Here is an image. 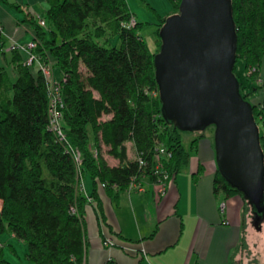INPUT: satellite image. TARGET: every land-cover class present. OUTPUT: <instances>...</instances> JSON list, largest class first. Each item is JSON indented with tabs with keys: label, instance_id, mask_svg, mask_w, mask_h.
<instances>
[{
	"label": "trees",
	"instance_id": "obj_1",
	"mask_svg": "<svg viewBox=\"0 0 264 264\" xmlns=\"http://www.w3.org/2000/svg\"><path fill=\"white\" fill-rule=\"evenodd\" d=\"M45 1L46 29L34 22L37 44L32 54L60 73L55 81L63 138L49 128L47 80L34 61L26 66L18 50H12L15 79L0 67V235L9 232L24 241L30 264H85V206L93 204L104 222L96 187L103 184L110 193L114 187L116 192L125 190L131 177L155 181L151 158L158 146L170 154L162 168L173 179L188 163L189 151L178 130L161 115L154 78L153 57L166 18L157 25V48L150 51L139 34L142 23L125 0ZM227 1L235 26L236 61L243 62L245 71V84L237 80L238 87L250 103L264 165V0ZM169 2L174 15L180 0ZM132 19V27H123ZM108 37L119 45L107 46ZM128 142L132 159L127 157ZM101 146L116 165L107 164ZM76 153L79 161L74 160ZM83 176L91 181L90 195L81 190ZM213 190L239 196L242 228L246 223L257 231L247 201L217 170ZM0 264H10L2 246Z\"/></svg>",
	"mask_w": 264,
	"mask_h": 264
},
{
	"label": "crops",
	"instance_id": "obj_2",
	"mask_svg": "<svg viewBox=\"0 0 264 264\" xmlns=\"http://www.w3.org/2000/svg\"><path fill=\"white\" fill-rule=\"evenodd\" d=\"M46 9L45 0H0V67L12 81L11 45L35 39L36 18H43ZM18 52L23 62L27 53ZM126 151L132 159L129 142ZM190 152H194L192 159ZM106 157L110 156H103L108 165L117 164ZM188 165L171 179L161 197L157 185L148 180L143 192L113 188L108 193L97 186L104 222L88 203L84 208L85 264H264V231L255 235L246 223L242 228V199L214 193L216 165L211 145L195 144L184 167ZM81 190L85 195L92 191L87 176L81 179ZM106 241L111 244H102Z\"/></svg>",
	"mask_w": 264,
	"mask_h": 264
},
{
	"label": "water",
	"instance_id": "obj_3",
	"mask_svg": "<svg viewBox=\"0 0 264 264\" xmlns=\"http://www.w3.org/2000/svg\"><path fill=\"white\" fill-rule=\"evenodd\" d=\"M153 57L160 112L177 130L214 127L216 170L264 219V165L250 103L233 74L235 26L227 0H180L158 32Z\"/></svg>",
	"mask_w": 264,
	"mask_h": 264
},
{
	"label": "rangeland",
	"instance_id": "obj_4",
	"mask_svg": "<svg viewBox=\"0 0 264 264\" xmlns=\"http://www.w3.org/2000/svg\"><path fill=\"white\" fill-rule=\"evenodd\" d=\"M125 1L134 19L137 22L142 23V26L139 30L140 36L146 42L150 51H155L157 47L155 45V34L154 33H155V30L157 29V25L159 24V22L162 19L171 16V14L173 13V7L171 3L169 2V0H125ZM108 39H109L108 40L109 43L107 44V46L113 45L117 47L119 45L118 41L114 37H108ZM79 70L82 75L85 76L87 74L85 68L82 65H80ZM261 71H262L261 78H263L264 77V64H262ZM51 74L54 80L60 79V73L56 67L51 68ZM233 74L238 81L245 84V71L243 67V62L241 60H237L235 62ZM261 130L264 133V126H262ZM178 132L180 134L182 146L186 150L191 151L190 150L191 142L195 140L196 141L195 144H199V145H201L204 142L209 143L211 145V149L214 154V148H213L214 127L213 126L209 125L200 130H180V131L178 130ZM99 152L101 155L105 156L106 148L104 146H101ZM193 155H194V152L193 153L190 152L191 159H192L191 156ZM106 159L109 163H111L110 157H106ZM112 163H115V162H112ZM189 165L187 167H183L182 169H187ZM141 179L144 182H146L147 180L145 179V177H141ZM83 182L86 184L88 182V179L84 178ZM103 186L104 185H101V187ZM143 187L145 189V186ZM125 190L128 191V185L126 186ZM263 223H264V219L262 220V224ZM261 230L264 231L262 227H261ZM255 235H258L257 231L255 232ZM255 239L258 240V236H256ZM0 246H2L3 258L8 263L10 264H30L26 258L27 244L24 241L17 239L9 232H5L0 235ZM255 257L258 258L257 251L255 254Z\"/></svg>",
	"mask_w": 264,
	"mask_h": 264
},
{
	"label": "built area",
	"instance_id": "obj_5",
	"mask_svg": "<svg viewBox=\"0 0 264 264\" xmlns=\"http://www.w3.org/2000/svg\"><path fill=\"white\" fill-rule=\"evenodd\" d=\"M36 22L37 25H39L41 28L46 29V22L43 18L37 17ZM134 24L135 22L132 19L130 20L129 23L124 24L123 27L129 28L132 27ZM0 32H1V28H0ZM36 44H37L36 40H32L24 44L14 43L11 45V50L26 52L27 58L23 61V64L29 66L34 61L37 64L40 71L42 72L44 78L47 80L49 128L61 140L63 136L60 130L61 114L58 109L61 106L59 86L58 83L52 78L51 69L47 65L39 62L38 59H36L35 56L32 54V49L35 48ZM169 156L170 154L166 151L165 147L158 146L151 158V172L155 177V181L153 182L157 185L156 193L158 194V196H163L165 194L167 185L171 181L169 176L164 172L162 168L163 160H167ZM74 160L79 161L78 153L74 155ZM138 162L139 165H143V161L138 160ZM127 185H128V191H137V192L144 191V187H143L144 181L141 178L131 177ZM107 244H111L110 241L104 242V245Z\"/></svg>",
	"mask_w": 264,
	"mask_h": 264
}]
</instances>
